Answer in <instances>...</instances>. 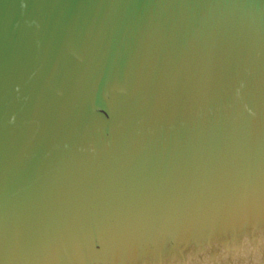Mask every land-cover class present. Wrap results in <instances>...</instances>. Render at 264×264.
Segmentation results:
<instances>
[{"label":"water","instance_id":"obj_1","mask_svg":"<svg viewBox=\"0 0 264 264\" xmlns=\"http://www.w3.org/2000/svg\"><path fill=\"white\" fill-rule=\"evenodd\" d=\"M0 264H264V0H0Z\"/></svg>","mask_w":264,"mask_h":264}]
</instances>
